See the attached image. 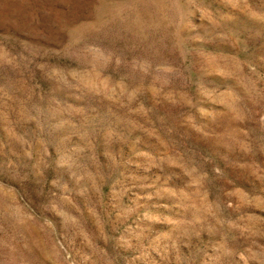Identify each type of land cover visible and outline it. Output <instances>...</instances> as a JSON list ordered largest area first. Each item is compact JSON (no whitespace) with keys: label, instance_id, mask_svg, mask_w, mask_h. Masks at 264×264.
<instances>
[{"label":"rangeland","instance_id":"rangeland-1","mask_svg":"<svg viewBox=\"0 0 264 264\" xmlns=\"http://www.w3.org/2000/svg\"><path fill=\"white\" fill-rule=\"evenodd\" d=\"M0 264H264V0H0Z\"/></svg>","mask_w":264,"mask_h":264}]
</instances>
